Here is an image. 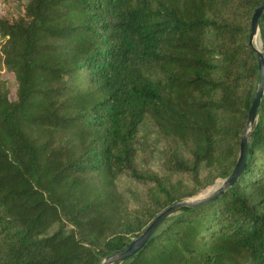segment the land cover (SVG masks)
<instances>
[{
    "label": "trees",
    "instance_id": "obj_1",
    "mask_svg": "<svg viewBox=\"0 0 264 264\" xmlns=\"http://www.w3.org/2000/svg\"><path fill=\"white\" fill-rule=\"evenodd\" d=\"M262 1L0 0V264H99L231 173ZM260 31L264 51V12ZM146 115L172 143L166 167L193 187L139 166ZM123 174L151 183L137 207ZM119 264H264V97L237 181Z\"/></svg>",
    "mask_w": 264,
    "mask_h": 264
},
{
    "label": "water",
    "instance_id": "obj_2",
    "mask_svg": "<svg viewBox=\"0 0 264 264\" xmlns=\"http://www.w3.org/2000/svg\"><path fill=\"white\" fill-rule=\"evenodd\" d=\"M263 12L264 0L255 7L251 18L249 44L256 53L258 59L259 78L257 89L252 99L248 112V117L243 128L240 140V151L238 160L234 165L233 170L228 176L221 178L219 181H216L211 186L214 188L210 192L205 193V189L197 195L179 199L176 202L168 205L162 211L158 212L153 218V220L146 226L143 232L135 236L132 241L123 248L105 256L99 264H119L125 259L132 257L145 245L153 231L157 228V226L162 222L163 219H165L167 216L171 215L183 206H197L216 198L218 195L223 193L229 186H232L244 171L248 158L249 138L257 124L261 110L262 99L264 97V51L262 48L263 41L261 38L260 31L261 17ZM258 39H260V45L257 43Z\"/></svg>",
    "mask_w": 264,
    "mask_h": 264
},
{
    "label": "rangeland",
    "instance_id": "obj_3",
    "mask_svg": "<svg viewBox=\"0 0 264 264\" xmlns=\"http://www.w3.org/2000/svg\"><path fill=\"white\" fill-rule=\"evenodd\" d=\"M257 43L260 45V39ZM7 75V73H6ZM169 141H165L161 138L159 131L153 123L150 115H146L140 124L138 132V154L137 161L142 169L153 170L161 175L169 176L173 180L177 181L182 179L185 184L191 188L194 183L191 180L189 173L177 172L169 170L166 163L165 149L166 146L171 145ZM205 173V168L202 170V175ZM221 178H217L219 181ZM215 181V182H216ZM214 182V183H215ZM214 183L207 186H201L197 195L204 191L205 189L211 187ZM118 184L122 190L126 192L129 197L130 205L132 207L139 206L144 200H146L148 195V188L151 185L150 182L139 180L128 174H123L118 179ZM191 195V196H194ZM190 197V196H187Z\"/></svg>",
    "mask_w": 264,
    "mask_h": 264
},
{
    "label": "bare ground",
    "instance_id": "obj_4",
    "mask_svg": "<svg viewBox=\"0 0 264 264\" xmlns=\"http://www.w3.org/2000/svg\"><path fill=\"white\" fill-rule=\"evenodd\" d=\"M213 188H214V187L208 188V189H206L204 192H205V193H208V192H210L211 190H213Z\"/></svg>",
    "mask_w": 264,
    "mask_h": 264
}]
</instances>
